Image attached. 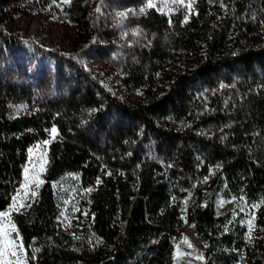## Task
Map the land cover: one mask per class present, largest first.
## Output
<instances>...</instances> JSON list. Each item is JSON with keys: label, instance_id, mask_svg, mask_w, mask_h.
I'll return each mask as SVG.
<instances>
[{"label": "trees", "instance_id": "1", "mask_svg": "<svg viewBox=\"0 0 264 264\" xmlns=\"http://www.w3.org/2000/svg\"><path fill=\"white\" fill-rule=\"evenodd\" d=\"M23 1L49 2L0 0V18ZM62 5L78 39H92L86 0ZM189 5L142 4L126 18L139 35L115 51L118 80L135 100L70 55L71 85L35 98L1 65L4 44L22 41L0 28V212L28 148L57 131L37 194L11 215L28 264H174L184 222L204 243L202 264H264V0ZM15 101L26 109L13 114ZM66 174L78 176L92 215L73 232L54 186ZM220 197L255 206L250 238L242 214L218 211Z\"/></svg>", "mask_w": 264, "mask_h": 264}, {"label": "rangeland", "instance_id": "2", "mask_svg": "<svg viewBox=\"0 0 264 264\" xmlns=\"http://www.w3.org/2000/svg\"><path fill=\"white\" fill-rule=\"evenodd\" d=\"M47 1V4L38 3V7L32 8L33 10L26 1L16 2L6 9L0 18V28L22 42L16 47L11 43L4 44L3 61L0 64L10 69L23 88L35 98H40L52 95L54 91L61 92L71 85L68 62L63 58L70 55L83 69L91 71L112 94L135 100L138 92L124 93L118 80L120 71L115 51L123 42L137 40L139 35L127 24L126 18L134 15L138 5L148 6L151 2L158 11L170 13L179 5H189L191 0H86L91 26L95 30L92 39L86 36L78 39L76 28L63 11L62 3L65 4V0ZM119 13L124 15H118ZM25 109L23 101L10 104L13 114ZM55 138L57 131L52 127L46 139L37 141L28 148L21 184L13 196L16 200L12 198L7 209L2 211L7 212L8 217L0 216V249H6L0 254V264H28L11 217L14 212L12 205L15 203L16 208H19L37 194L45 179L49 144ZM25 168L28 169L27 173ZM54 186L60 201V221L63 228L73 232L77 228L88 227L92 215L84 202L85 191L80 187L78 176L66 174ZM217 208L219 212L232 210L235 215L242 214L248 238L253 235L255 206L251 211L234 198L226 200L220 197ZM7 241H13L17 245L14 249L16 255L11 254L13 249L8 247ZM203 249L204 243L191 226L184 222L174 241V264H202Z\"/></svg>", "mask_w": 264, "mask_h": 264}, {"label": "snow or ice", "instance_id": "3", "mask_svg": "<svg viewBox=\"0 0 264 264\" xmlns=\"http://www.w3.org/2000/svg\"><path fill=\"white\" fill-rule=\"evenodd\" d=\"M69 2H70V0H65V3H69ZM181 2H182V0H181ZM148 6H149V7H152L153 5H152L151 2H150ZM188 7H191V5H188ZM140 11L143 12L144 9L142 8ZM118 15L123 16L124 13H119ZM185 19L187 20V17H186ZM52 131L54 132L55 129H53ZM45 143H47V141H45ZM29 151H31V149H30ZM27 171H28V169L25 168V172H26V173H27ZM98 183H99V181H98ZM33 195H35V193H33ZM13 199H14V201L16 200L15 197H14ZM21 206H23V205H21ZM12 210H14V211H19V209L16 208L15 203L12 205ZM8 215H9V214H8L7 212H0V216H2V217L7 218ZM249 224H251V221H249ZM13 229H14V226H13ZM17 235H18V234H17ZM6 243H7L8 247H10L11 249H13V251L11 252V254H12V255H16L14 249L17 247V245H16L13 241H7ZM4 250H6V249H0V254H2V252H3ZM37 251H39V249H37Z\"/></svg>", "mask_w": 264, "mask_h": 264}]
</instances>
